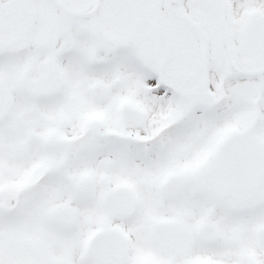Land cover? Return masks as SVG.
I'll use <instances>...</instances> for the list:
<instances>
[{
	"label": "snow or ice",
	"instance_id": "obj_1",
	"mask_svg": "<svg viewBox=\"0 0 264 264\" xmlns=\"http://www.w3.org/2000/svg\"><path fill=\"white\" fill-rule=\"evenodd\" d=\"M0 264H264V0H0Z\"/></svg>",
	"mask_w": 264,
	"mask_h": 264
}]
</instances>
